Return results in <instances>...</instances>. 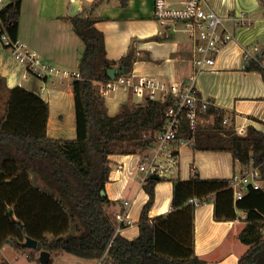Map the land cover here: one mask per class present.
<instances>
[{
	"label": "trees",
	"instance_id": "trees-1",
	"mask_svg": "<svg viewBox=\"0 0 264 264\" xmlns=\"http://www.w3.org/2000/svg\"><path fill=\"white\" fill-rule=\"evenodd\" d=\"M8 1L0 10V25L2 33L15 41L22 0ZM105 1L96 0L85 15L65 18L85 44L80 77L73 81L75 139L49 137V104L26 88H8L0 75V92L8 96L0 119V249L12 244L41 264L39 249L21 245L30 238L51 253L48 264L64 254L103 259L104 264H206L195 252V210L213 201L218 221L236 220L240 209L247 213L239 239L249 248L237 264H264V190L252 189L236 201L232 178L204 179L194 171L188 180H175L172 212L151 219L155 188L163 178L149 177L143 185L148 198L139 217V235L128 239L116 232V222L106 211L112 203L106 194L110 156L151 148L175 99L168 95L164 100L124 102L116 115H109L105 96L95 83L110 81L109 68H123L128 75L133 49L119 61L107 58L104 34L94 16ZM247 70L258 71L264 80L258 59H251ZM207 116L214 117V124L197 131L193 147L230 151L244 167L253 161L264 180V133L250 128L247 136L238 135L233 125H224L226 113L214 106ZM193 198L201 199L200 203H191ZM0 264L10 263L0 257Z\"/></svg>",
	"mask_w": 264,
	"mask_h": 264
},
{
	"label": "crops",
	"instance_id": "crops-1",
	"mask_svg": "<svg viewBox=\"0 0 264 264\" xmlns=\"http://www.w3.org/2000/svg\"><path fill=\"white\" fill-rule=\"evenodd\" d=\"M95 1L79 0L78 14L85 15ZM73 2L22 0L18 27L19 40L45 61L68 72H78L85 52V44L76 35L72 24L65 20L76 16L70 13ZM207 3L209 8L225 17V27L233 34V39L221 48L213 66L201 70L197 68L193 44L185 33L168 30L154 19V0H106L99 6L94 16L98 19L96 27L104 34L106 56L111 61H119L132 48L129 76L134 83L147 78L173 84L192 82L203 99L209 100L226 115L234 116L232 125L236 131L243 127L247 131L254 128L264 133V80L258 71L247 70V64L253 57L264 67V0H207ZM7 4L9 1L5 0V6ZM240 14H246L252 24L248 27L236 25L232 16ZM1 33L0 25V75L5 78L6 86L26 88L49 104V137L75 139V78L31 75L27 67L5 47ZM157 36L168 38L156 40ZM247 50L251 55L249 58L245 55ZM104 96L112 116L120 111L124 102L140 103L145 100L131 88L122 86ZM209 120L214 122V117L209 116ZM140 156L141 153L110 156L112 170L106 194L112 203L106 211L115 220L116 226L117 213H128V219L133 224L119 231L128 239L139 235V217L148 198L143 190V174L138 170ZM240 166L230 151L199 150L190 145L182 147L177 163L156 185L150 218L172 212L175 180H188L194 171L204 179H231ZM246 216L247 213L240 209L236 220L218 221L214 218L213 201L198 205L195 210L196 254L206 264H237L249 248L239 239L246 226ZM10 248L18 251L14 245L7 244L0 249V257L10 264H17V256L6 252ZM99 261L64 254L53 264H99Z\"/></svg>",
	"mask_w": 264,
	"mask_h": 264
},
{
	"label": "built area",
	"instance_id": "built-area-1",
	"mask_svg": "<svg viewBox=\"0 0 264 264\" xmlns=\"http://www.w3.org/2000/svg\"><path fill=\"white\" fill-rule=\"evenodd\" d=\"M4 6L5 0H0V8ZM154 19L168 30L185 33L193 44L194 63L200 70L213 66L221 48L233 39V34L225 27V17L209 8L207 0H154ZM232 19L238 26L248 27L252 24L246 14L234 15ZM1 40L15 58L27 67L31 75L39 78L80 77L79 72H68L45 61L27 44L19 39L12 40L7 33H1ZM245 55L247 58L251 57L248 50ZM95 85H98L97 89L102 94L122 86L131 88L134 93L144 96L145 99L164 100L168 95L175 99L166 114L162 129L155 136L153 146L141 153L138 170L143 174V184L153 174L165 177L177 163L181 148L186 145L193 146L197 131L214 124L207 116L212 103L199 95L192 82L173 84L147 78L134 83L129 74H125L107 82H96ZM185 121H188L186 134ZM233 121V115H226L223 119L226 126H232ZM237 133L247 136L248 131L242 127ZM263 184L260 168L255 166L253 161L248 167L240 166L231 180L236 201L243 199L252 189L264 190ZM200 201L199 198L190 200L196 205ZM116 220V232L133 224L125 211L117 213ZM99 264H104V260L101 259Z\"/></svg>",
	"mask_w": 264,
	"mask_h": 264
},
{
	"label": "water",
	"instance_id": "water-1",
	"mask_svg": "<svg viewBox=\"0 0 264 264\" xmlns=\"http://www.w3.org/2000/svg\"><path fill=\"white\" fill-rule=\"evenodd\" d=\"M79 11H80L79 0H74L73 8H72L70 13H71V15H77L79 13ZM107 74H108V77L112 80L118 76L125 75L126 71L123 68L114 67V68H109L107 70ZM151 178L157 180V179H159V176L156 174H153V175H151ZM21 245L24 247L30 248V249H39L40 250L39 260H40L41 264H48L49 263L51 253L49 251L43 249L41 242H38L37 240L28 238L27 241L25 243H22Z\"/></svg>",
	"mask_w": 264,
	"mask_h": 264
},
{
	"label": "rangeland",
	"instance_id": "rangeland-1",
	"mask_svg": "<svg viewBox=\"0 0 264 264\" xmlns=\"http://www.w3.org/2000/svg\"><path fill=\"white\" fill-rule=\"evenodd\" d=\"M7 97L8 96L4 95V93L0 92V119H1V117L5 111V101L7 100ZM212 125L213 124H211L209 126H212ZM33 181L35 183V179H33ZM6 252L10 253L11 255L15 254L17 256V258H16L17 264H39L38 262L30 261L26 257V254L22 251H15L14 249L10 248V249H6ZM58 257H56V258H58ZM56 258H54V261Z\"/></svg>",
	"mask_w": 264,
	"mask_h": 264
}]
</instances>
